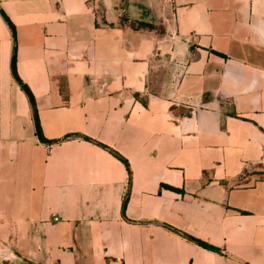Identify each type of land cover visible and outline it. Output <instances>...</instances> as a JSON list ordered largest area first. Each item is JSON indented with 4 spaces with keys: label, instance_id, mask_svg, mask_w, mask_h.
Wrapping results in <instances>:
<instances>
[{
    "label": "crops",
    "instance_id": "crops-1",
    "mask_svg": "<svg viewBox=\"0 0 264 264\" xmlns=\"http://www.w3.org/2000/svg\"><path fill=\"white\" fill-rule=\"evenodd\" d=\"M0 10L4 260L264 264V0Z\"/></svg>",
    "mask_w": 264,
    "mask_h": 264
},
{
    "label": "trees",
    "instance_id": "trees-1",
    "mask_svg": "<svg viewBox=\"0 0 264 264\" xmlns=\"http://www.w3.org/2000/svg\"><path fill=\"white\" fill-rule=\"evenodd\" d=\"M1 11V10H0ZM8 25L10 26V28L12 29V31L14 32V27L13 25L8 21L6 20ZM131 26L134 28V29H150V30H154L155 27L151 26V25H147V24H135V23H131ZM15 64H16V48L14 49V53H13V57H12V68H13V75L15 77V79L17 80V82L20 84V86L22 87L23 90L26 91L28 97H29V100L31 102V105L33 106V112H34V117H35V120L37 122V113H36V109H35V105H34V99L33 97L31 96V94L29 93V91L24 87L23 83L19 80L16 72H15ZM38 135L40 136L41 138V135H40V132L38 130ZM43 142H46L44 139H42ZM51 143H54V142H51ZM120 160L122 159L121 157H119L118 155H116ZM126 163V162H125ZM127 164V163H126ZM128 170H129V167H128ZM130 172V170H129ZM131 174V173H130ZM131 182V181H129ZM127 199H125V202H124V207H123V211H125V206H126V202H127ZM204 247L208 248L207 246L203 245ZM26 264H30V263H26Z\"/></svg>",
    "mask_w": 264,
    "mask_h": 264
},
{
    "label": "rangeland",
    "instance_id": "rangeland-1",
    "mask_svg": "<svg viewBox=\"0 0 264 264\" xmlns=\"http://www.w3.org/2000/svg\"><path fill=\"white\" fill-rule=\"evenodd\" d=\"M6 253H7V250L4 247L0 246V255L2 256L4 254L2 257L0 256V264H26L23 262L20 263V261H18V260H14V261L4 260V258L8 259L7 257H4ZM1 259H3V260H1Z\"/></svg>",
    "mask_w": 264,
    "mask_h": 264
}]
</instances>
